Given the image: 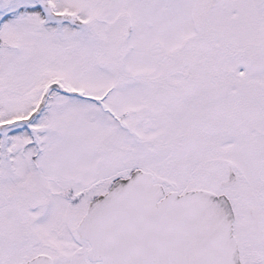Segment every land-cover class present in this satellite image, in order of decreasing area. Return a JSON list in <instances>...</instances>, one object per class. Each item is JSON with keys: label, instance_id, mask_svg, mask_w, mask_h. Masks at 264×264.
I'll return each mask as SVG.
<instances>
[{"label": "snow or ice", "instance_id": "snow-or-ice-1", "mask_svg": "<svg viewBox=\"0 0 264 264\" xmlns=\"http://www.w3.org/2000/svg\"><path fill=\"white\" fill-rule=\"evenodd\" d=\"M0 264H264V0H0Z\"/></svg>", "mask_w": 264, "mask_h": 264}]
</instances>
